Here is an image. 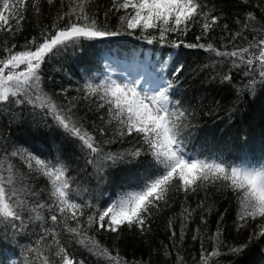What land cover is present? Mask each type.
Returning <instances> with one entry per match:
<instances>
[{
	"label": "trees",
	"instance_id": "obj_1",
	"mask_svg": "<svg viewBox=\"0 0 264 264\" xmlns=\"http://www.w3.org/2000/svg\"><path fill=\"white\" fill-rule=\"evenodd\" d=\"M33 2L29 0L20 31H15V21L11 20L14 34L0 33V58L9 55L10 47L13 52L23 50L25 45L34 48L31 41L42 43L46 35L76 19L68 13L76 8L78 0H54L52 4L40 0L39 13L32 9ZM112 2L93 0L86 10L96 17L99 26L121 34L69 44L46 58L39 74L43 92L65 112L71 108L68 114L93 135L103 154L122 159L113 162L93 156L46 114L47 109L28 104L24 96L0 103V177L9 192H16L13 200H24L27 205L18 209L22 227L13 228L0 221V264H41L37 253L30 249H38L59 264L53 232L60 246L70 253L69 258H74V264L80 260L84 264H109L107 258L97 254L99 250L90 251V244H81L82 237L68 232L60 223L63 217L50 196L48 179L34 170V161L33 169H29L27 158L35 156L51 166L66 167L70 199L92 205L83 209L82 223L97 208L102 210L119 196L139 190L157 171L158 165L142 139L135 133L120 136L118 123H108L111 117L107 106L98 107L104 101L86 91L89 83L101 85L105 64L110 60L119 64L132 61L145 72L152 71L162 81V90L171 84L170 107L188 115V127L181 136L185 153L229 166H264V78L259 76V62L254 59L259 49L249 47L264 36V0H201L205 11L219 17L211 31L205 35L200 24H194L185 36L168 33V42L152 44L142 38L139 29L127 34L119 24L124 10H112ZM249 14L255 20H249ZM150 32L158 36V30ZM180 40L197 45L211 43L220 52L248 48L244 58L251 55L254 63L249 69L238 57L217 56L199 47L176 48L169 43ZM177 67L182 68L178 75ZM101 128L105 130L103 135ZM137 149L140 156L131 155ZM90 159L95 162L88 163ZM10 175L11 186L7 183ZM239 211L237 196L231 189L209 183L194 193L170 191L167 203L161 202L158 209L151 210L144 232L124 226L113 233L94 226L87 236L94 237L112 255L118 253L126 264H202V255L208 257V264H264L260 218L245 224L239 219ZM37 213L42 220L35 219ZM53 214L58 216L56 223L50 218ZM68 224L75 227L74 221ZM218 229L219 241L213 239ZM233 248L241 251L233 252ZM213 251L219 255L211 256Z\"/></svg>",
	"mask_w": 264,
	"mask_h": 264
},
{
	"label": "snow or ice",
	"instance_id": "obj_2",
	"mask_svg": "<svg viewBox=\"0 0 264 264\" xmlns=\"http://www.w3.org/2000/svg\"><path fill=\"white\" fill-rule=\"evenodd\" d=\"M47 2L52 4L54 0H47ZM92 2L93 0H78L76 8L71 9V12L68 13L76 17L75 21L70 20L67 27L55 30L54 34L46 35L42 43H38L36 40L31 41L34 48L25 45L23 50L15 52L11 47L8 48L9 55L0 58V103H8L10 98L24 96L28 104L47 109L46 114L51 115L56 124L65 132L76 137L82 146L89 150L90 154L105 161L115 162L122 157L110 153L103 154L102 148L98 146L93 135L83 130L82 126H78L77 122L68 114L71 112V108L65 112L40 87L39 70L46 62V58L81 39L92 40L121 34L119 31H108L106 26L101 27L97 24L96 17L90 16L86 10ZM28 3L29 0H0V33L14 34L11 20L15 21V31L21 30L20 22L24 19ZM39 3L40 0H34L32 3V9L36 13L40 11ZM205 7L201 0H113L112 2V10L117 12L121 9L124 10V15L119 17V24L124 27L127 34L131 35L134 30L139 29L142 38L148 44L155 41L168 42V33L185 36L194 24H200L202 33L206 35L217 25L219 17L211 15L210 10L205 11ZM60 19L63 17L61 16ZM248 19L255 20V17L249 14ZM248 26L245 25V27ZM226 27L227 25H225ZM150 30H158V36ZM146 33L147 35H145ZM199 39L198 36L197 40ZM169 43L176 48L181 45L186 48L199 47L213 52L217 56L238 57L241 63L246 64L249 69L252 68L255 59L259 62V76L264 78V36L249 45V47L259 49L254 59L251 55L247 59L244 58V53L248 52V48L229 53L218 51L211 43L197 45L184 43L183 40ZM22 65L24 70L18 71ZM181 71L182 68L177 67L175 74L178 75ZM227 78L225 77V79ZM170 88L171 84L157 94L149 95L138 91L134 85L115 81L96 86L91 83L86 85L89 96L98 95L99 99L104 101L98 107L107 106L108 115L111 117L108 123L113 120L118 123L117 131L120 136H130L135 133L140 137L143 143L148 146L158 168L155 173L145 179L139 190L126 193L115 203L102 210L97 208L95 213L87 215L83 223L80 220V217L84 215L83 209L92 207V205L77 203L70 199V180L66 177V167L63 165L51 166L45 160L35 156L27 158L28 168L33 169L32 162L34 161V170L48 179L51 185L50 196L54 198L53 203L60 216L63 217L60 223L68 232L82 237L79 241L81 244L86 242L90 244V251L99 250L97 254L107 258L109 264H126V262L118 253L112 255L94 237L87 236L89 229L96 226L97 230L103 229L115 233L126 226L128 229L135 227L144 232L151 210L158 209L161 202L167 203L170 191L194 193L209 183L212 185L219 183L221 187L231 189L239 202V219L246 224L249 219L254 221L260 218L262 229L260 236L264 237V166L246 168L229 166L215 160L209 162L205 159L189 158L184 152L181 138L182 131L188 127V124L185 123L188 115L184 110L170 107L172 104L168 95ZM87 98L86 96L85 99ZM175 103L178 104L179 101ZM104 131L101 128L100 134L103 135ZM12 155L15 156L17 153L13 152ZM131 155L140 156V150L137 149ZM94 162L91 159L88 161V163ZM7 183L9 186L13 184L11 175L8 177ZM14 196H16V192H9L5 187L3 177H0V221L16 228L23 226V217L18 209L23 210L27 205L24 200H13ZM38 207L43 208L44 205H38ZM32 211H35V208ZM50 218L53 223L58 220L56 214L51 215ZM35 219L42 220L43 217L37 213ZM69 220L75 222V227L69 226ZM17 221L20 223L17 224ZM52 234L57 247L55 256L59 258V264H74V258L70 259V253L66 251L65 247L60 246L58 239H55V232ZM213 239L219 241V229L217 236ZM30 251L37 253L41 264H57V261L50 259L48 255H44L38 249H30ZM232 251L239 252L241 249L233 248ZM210 255L217 256L219 253L213 251ZM201 262L208 264V257L202 255ZM75 264H84V262L80 260Z\"/></svg>",
	"mask_w": 264,
	"mask_h": 264
},
{
	"label": "rangeland",
	"instance_id": "obj_3",
	"mask_svg": "<svg viewBox=\"0 0 264 264\" xmlns=\"http://www.w3.org/2000/svg\"><path fill=\"white\" fill-rule=\"evenodd\" d=\"M105 67V72L102 74L100 80L101 85L110 83L111 81H115L121 84L134 85L137 87L138 91L147 93L149 95L157 94L159 91H162V81L157 76H155L152 71L145 72L143 68L138 67L137 63L124 60L119 64L114 60H110L105 64ZM22 70H24L23 65L20 69H18V71ZM186 155L189 158H198L191 153H186ZM208 161L211 162L212 160L210 159ZM236 166L249 168L246 163H240ZM123 195L113 200L112 203H115ZM11 264H14V262H12Z\"/></svg>",
	"mask_w": 264,
	"mask_h": 264
}]
</instances>
